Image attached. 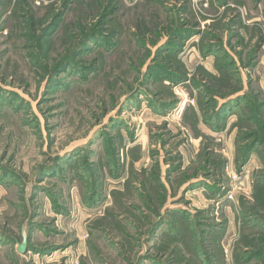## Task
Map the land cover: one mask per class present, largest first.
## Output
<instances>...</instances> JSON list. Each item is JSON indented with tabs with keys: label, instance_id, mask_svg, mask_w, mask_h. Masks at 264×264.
Segmentation results:
<instances>
[{
	"label": "rangeland",
	"instance_id": "rangeland-1",
	"mask_svg": "<svg viewBox=\"0 0 264 264\" xmlns=\"http://www.w3.org/2000/svg\"><path fill=\"white\" fill-rule=\"evenodd\" d=\"M0 264H264V0H0Z\"/></svg>",
	"mask_w": 264,
	"mask_h": 264
},
{
	"label": "water",
	"instance_id": "water-1",
	"mask_svg": "<svg viewBox=\"0 0 264 264\" xmlns=\"http://www.w3.org/2000/svg\"><path fill=\"white\" fill-rule=\"evenodd\" d=\"M25 242H26L25 237H24V235H22V242H21V244H19V245L17 246V252H18L19 254L24 253V251H25V249H26V244H25Z\"/></svg>",
	"mask_w": 264,
	"mask_h": 264
},
{
	"label": "trees",
	"instance_id": "trees-1",
	"mask_svg": "<svg viewBox=\"0 0 264 264\" xmlns=\"http://www.w3.org/2000/svg\"><path fill=\"white\" fill-rule=\"evenodd\" d=\"M231 113V112H230ZM230 113H228V114H225V116H224V118H223V121H224V119L230 114ZM217 116V115H216ZM217 119H219L220 121H221V118L219 117H214V120L216 121V122H218L217 121ZM248 155V154H247Z\"/></svg>",
	"mask_w": 264,
	"mask_h": 264
}]
</instances>
